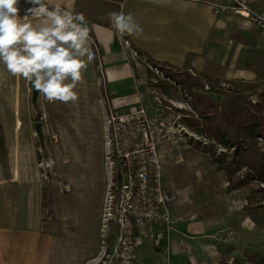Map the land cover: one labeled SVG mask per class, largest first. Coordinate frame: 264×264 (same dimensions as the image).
Instances as JSON below:
<instances>
[{
	"label": "rangeland",
	"instance_id": "rangeland-1",
	"mask_svg": "<svg viewBox=\"0 0 264 264\" xmlns=\"http://www.w3.org/2000/svg\"><path fill=\"white\" fill-rule=\"evenodd\" d=\"M246 1L253 7L264 6V0ZM219 15L223 33L216 36V55L208 61L205 72L231 85L242 81L264 84V32L241 16ZM88 46L94 59L88 62L84 58L86 68L74 89L78 99L67 104L48 102L40 95L34 105L31 83L13 76L0 62V155L7 154L4 147L10 141H33L40 149L41 176L48 186L42 195L48 231L70 237L72 245L83 240L89 247L98 244L100 248L105 239L100 222L105 198L100 166L103 164L106 172L104 129L110 107L102 105L106 98L103 67L92 38H88ZM134 65L145 104L153 112L158 109L160 117L171 123L180 117L185 127L181 135L159 149L165 170L163 183L178 195L176 214L181 223L195 225L183 233L191 236L187 237L191 241H205L213 254L219 252L220 264H231L235 259L243 264H264V220L257 204L261 194L257 193L254 204L249 199L258 184L252 182L250 187L228 192V173L223 166L229 165L231 150L182 122L184 116L187 120L196 117L191 111L197 102L194 93L198 98L200 94L208 111L225 119L241 109L250 92L238 93L225 84L224 90L214 93L207 88H187L185 92L172 79H162L143 64ZM249 100L257 101L258 97L253 95ZM123 107L116 105L115 109L119 112ZM36 123L42 124L43 142L37 136ZM244 173L242 170L234 176ZM227 231L234 233L232 243L215 239ZM152 248L144 245L138 264H167L166 253H152Z\"/></svg>",
	"mask_w": 264,
	"mask_h": 264
},
{
	"label": "crops",
	"instance_id": "crops-1",
	"mask_svg": "<svg viewBox=\"0 0 264 264\" xmlns=\"http://www.w3.org/2000/svg\"><path fill=\"white\" fill-rule=\"evenodd\" d=\"M53 2H62V5H67L74 13L82 14L84 22L90 24L88 33L93 39L103 66L105 96L115 106H124L120 113L139 108L141 82L136 77V62L131 59L128 51L119 45L117 31L112 27L109 17L111 12L123 11L133 14L142 32L126 34L133 47L150 58L177 68L188 67L190 70L218 78L204 70L208 61L216 55V36L223 33L222 17L215 14L213 9V3L218 1ZM26 7L27 2L19 0L21 17L25 16ZM142 103H146L145 99ZM4 148L7 154L0 155V264H88L97 257L100 251L98 244L95 247L90 244L89 247L87 242L79 240V243L72 245L70 237L62 238L48 231L50 225L45 222L47 208L42 198L48 186H45L41 176L40 149L33 141L21 139L10 141ZM101 151L103 154V149ZM100 168L106 196L108 175L103 170V164ZM194 226L180 221L178 231L169 235L163 234L152 248V253H166L167 264H220V258L216 256H220L219 252L213 254L208 250L205 241H191V236L183 233ZM143 248L144 246L140 248L139 256Z\"/></svg>",
	"mask_w": 264,
	"mask_h": 264
},
{
	"label": "built area",
	"instance_id": "built-area-1",
	"mask_svg": "<svg viewBox=\"0 0 264 264\" xmlns=\"http://www.w3.org/2000/svg\"><path fill=\"white\" fill-rule=\"evenodd\" d=\"M24 1L27 2L26 15L33 5L29 0ZM213 9L217 15L241 16L264 32V6L253 7L246 0H229L227 3H213ZM117 38L120 47L128 51L137 66L143 64L162 79L171 80L133 47L126 33L117 32ZM138 98L139 108L125 113L117 112L109 98L103 99L104 108L105 105L110 107L104 129L108 185L101 231L105 239L98 256L88 264H137L141 247H154L164 233L169 235L178 231L181 218L174 210L178 195L163 183L165 170L159 149L181 135L185 127L180 117L171 123L160 117L162 114L158 109L151 111L142 103L145 99L143 93ZM215 239L232 243L235 236L227 231L218 233Z\"/></svg>",
	"mask_w": 264,
	"mask_h": 264
},
{
	"label": "clouds",
	"instance_id": "clouds-1",
	"mask_svg": "<svg viewBox=\"0 0 264 264\" xmlns=\"http://www.w3.org/2000/svg\"><path fill=\"white\" fill-rule=\"evenodd\" d=\"M29 2L33 7L21 17L19 0H0V62L13 76L29 81L48 102H75L74 89L86 68L84 58L94 59L85 18L62 2ZM109 17L120 34L142 32L132 13L111 12Z\"/></svg>",
	"mask_w": 264,
	"mask_h": 264
},
{
	"label": "trees",
	"instance_id": "trees-1",
	"mask_svg": "<svg viewBox=\"0 0 264 264\" xmlns=\"http://www.w3.org/2000/svg\"><path fill=\"white\" fill-rule=\"evenodd\" d=\"M138 51L150 64L159 67L184 91L187 88L190 90L197 88L199 91L207 88L214 93L224 90L227 86L238 93L250 92V96L245 97V104L242 105L241 109L232 116L226 115L225 119H222L218 113L208 111L201 101L200 94L198 98V94L194 93L197 100L193 104L196 117L187 120L189 117L184 116L182 122L185 121L187 126L196 133L209 135L227 150H231L228 157L230 163L223 166V169L228 173L227 191L245 189L251 186L250 183H257V188L249 196V199L251 204H254L257 193L261 194L257 204L264 220V84L239 82L231 85L220 78H212L204 73L190 70L188 67L177 68L173 65L157 62L141 50ZM253 95L258 97L256 102L249 100ZM216 162H220V159ZM236 163L238 167L235 168ZM242 170H245L243 175L234 176ZM231 264L243 263L235 259Z\"/></svg>",
	"mask_w": 264,
	"mask_h": 264
},
{
	"label": "water",
	"instance_id": "water-1",
	"mask_svg": "<svg viewBox=\"0 0 264 264\" xmlns=\"http://www.w3.org/2000/svg\"><path fill=\"white\" fill-rule=\"evenodd\" d=\"M84 24L86 25L87 29L89 30L90 29V24L88 22H84ZM39 96H40V94L33 89V97H32V99H33V103L35 105L37 104ZM35 130H36L38 138L40 139L41 142H43V135L44 134H43L42 124L41 123H36L35 124Z\"/></svg>",
	"mask_w": 264,
	"mask_h": 264
}]
</instances>
